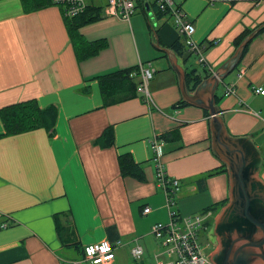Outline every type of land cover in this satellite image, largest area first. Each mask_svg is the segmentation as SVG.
Returning <instances> with one entry per match:
<instances>
[{
    "label": "crops",
    "instance_id": "obj_1",
    "mask_svg": "<svg viewBox=\"0 0 264 264\" xmlns=\"http://www.w3.org/2000/svg\"><path fill=\"white\" fill-rule=\"evenodd\" d=\"M86 3L103 9L107 0L104 5L93 0ZM182 8L195 27L194 40L206 47V67H188L195 58L187 50L179 55L170 48L177 40L184 46L183 38L171 19L154 7L145 13L155 17L150 35L160 56L139 53L135 46L134 61L122 51L109 52L107 45L78 61L60 8L50 6L25 14L20 0L0 1V109L28 100L36 101L40 108H57L52 137L44 129L6 136L0 119V264H85L83 248L102 240L121 242L111 264H129L135 245L142 248L144 256L153 239L152 225L168 221L148 144L153 134H173L162 140L164 149L172 143L168 149L172 153L165 155L163 165L166 173L179 181L174 198L192 195L201 199L210 187L217 186L216 196L193 209L198 213L189 215L212 212L206 230L211 240L220 210L208 208L227 199L228 177L223 172L206 177L223 165L211 153L208 111L182 101L175 69L157 45L172 52L188 93H193L211 76L210 70L215 72L232 55L234 41L241 34L264 23V0L213 6L204 0H184ZM112 18L121 25L127 23ZM84 27L79 32L89 42L107 38L87 39ZM123 34L130 41L131 30L123 28ZM153 56L157 61L148 88L154 105L145 103L137 89L131 99L105 105L94 78L145 66ZM191 71L193 75H189ZM240 71L243 75L238 78ZM229 84L235 86V93L225 96ZM253 88L264 90V30L249 43L235 70L214 92L228 134L246 135L260 150L259 177L264 182V95L255 94ZM108 126L114 130V145L100 148L94 142ZM124 154L142 166L144 182L121 176L118 157ZM203 177L205 182H198ZM176 198L174 209L180 215ZM144 207L151 210L147 215L142 214ZM54 216H58L57 228ZM168 258L160 256L164 261ZM140 261L143 263L142 258Z\"/></svg>",
    "mask_w": 264,
    "mask_h": 264
},
{
    "label": "water",
    "instance_id": "obj_2",
    "mask_svg": "<svg viewBox=\"0 0 264 264\" xmlns=\"http://www.w3.org/2000/svg\"><path fill=\"white\" fill-rule=\"evenodd\" d=\"M146 11L150 10L145 5ZM264 29L258 24L245 36L223 63L188 93L183 71L176 65L170 50L168 61L175 69L177 86L185 103L208 111L211 153L226 168L228 197L213 224L216 247L207 258L211 264H264V182L260 150L246 135H229L219 108L215 105V89L233 72L249 43ZM156 37V36H155Z\"/></svg>",
    "mask_w": 264,
    "mask_h": 264
},
{
    "label": "built area",
    "instance_id": "obj_3",
    "mask_svg": "<svg viewBox=\"0 0 264 264\" xmlns=\"http://www.w3.org/2000/svg\"><path fill=\"white\" fill-rule=\"evenodd\" d=\"M54 6H57L62 11V16L65 19H73L85 13L88 5L86 0H48ZM180 0L176 3L175 0H107L106 6L102 9V17H117L127 23L136 13V8L141 5L154 7L155 10L171 19V23L183 38V43L186 50L195 58L198 65L206 67L205 50L206 47L194 40L195 27L188 20ZM208 6H213L216 3L233 4L239 0H204ZM257 1V0H255ZM150 66V63H148ZM153 69L145 68L142 64L138 65L136 72H131V78H138L140 83L137 87L138 92L143 95L147 104L154 105L151 95L148 91V83L154 74ZM211 74L213 73L210 70ZM243 71H240L238 78H241ZM233 84L225 85L224 95H232L235 93ZM255 94L264 95V90L261 88H253ZM152 160L155 164V181L157 187L163 192L166 200V209L168 221L166 223H155L150 229L151 235L165 248L162 253L154 256V264H211L207 256L210 251L205 252V249L200 243V236L204 237L206 246L213 249L211 240H208V221L212 217V212L204 211L192 216L182 217L174 209V195L179 190V181L176 178L169 176L166 173L162 163L163 145L164 142L161 136L153 134L148 140ZM149 207H144L143 215L150 213ZM6 228V225H2ZM121 245L120 241L111 243L107 240H102L96 243L86 245L83 248L82 262L85 264H111L115 257V249ZM130 255L134 261H140L143 256V250L140 246L135 245L130 250ZM166 255L167 261L161 260L160 256Z\"/></svg>",
    "mask_w": 264,
    "mask_h": 264
},
{
    "label": "trees",
    "instance_id": "obj_4",
    "mask_svg": "<svg viewBox=\"0 0 264 264\" xmlns=\"http://www.w3.org/2000/svg\"><path fill=\"white\" fill-rule=\"evenodd\" d=\"M20 3L25 14L34 13L38 10L54 6L48 0H20ZM142 11L145 13L146 7L142 8ZM101 12V7L89 5L85 13L81 14L80 16H77L73 19H64L65 27L78 61H82L86 58L94 56L107 47L105 39L89 42L79 32V30L87 24L102 20ZM263 30L264 29H262L260 33ZM250 32L251 30H246L234 41L235 48ZM170 48L179 55H181L183 51H186V48L179 42V40L175 41L170 46ZM208 48L209 47H207V49ZM246 50L247 47L244 51V54ZM137 69V67L127 68L94 78L99 85L100 91L105 100V105L127 101L135 96V91L140 81L138 79V82H135V78H131L129 74L131 72H136ZM193 73L194 71H191L189 75H193ZM84 93L88 94L87 89L84 90ZM107 100L110 101L108 102ZM181 105L183 106L184 103L180 102V106ZM176 107H178V105H176ZM56 118L57 108L54 105L40 108L34 100L18 102L0 109V119L5 130L4 135L6 136L19 135L37 129H44L49 134V136L52 137L54 135ZM172 135L173 134H167L162 137L164 140H166L168 137L172 138ZM94 143L100 148L112 147L114 145L113 127L108 126ZM118 165L122 177H130L138 182L145 181V175L142 166L140 164H136L130 156L126 154L120 155L118 157ZM219 172L226 173L225 165H222L220 170L216 169L214 171L208 172L206 177L215 175ZM203 178L204 179H201L198 182H205V177ZM226 202L227 199L222 200L213 204L208 209L219 211ZM53 219L57 228L59 226L58 216H54Z\"/></svg>",
    "mask_w": 264,
    "mask_h": 264
},
{
    "label": "rangeland",
    "instance_id": "obj_5",
    "mask_svg": "<svg viewBox=\"0 0 264 264\" xmlns=\"http://www.w3.org/2000/svg\"><path fill=\"white\" fill-rule=\"evenodd\" d=\"M93 1L97 5H104L105 3V0H93ZM146 17H147V20L145 19L144 13L141 10V7L139 6L136 8V14L132 16L130 26L127 23H124L125 25L124 24L121 25L118 23L119 21L116 22L114 21L112 17H109V18L107 17L100 21L91 22L87 24L83 28V31L86 32L87 36L85 37L87 39L94 40L100 37H107L108 39L107 38H104V39L108 45V48L110 49L109 52L114 54L118 51H122V54L124 56L135 58L134 61L137 58V53H136L137 50H135V46L138 47L139 53H144L145 51L147 53L149 51L152 55L156 54V56L157 55L160 56L161 53H159L153 48L151 35H150L151 30H153L152 27H155V17L153 13L151 12H147ZM123 28H128L129 31L131 30L132 35L130 36V41H128L126 38V35L123 34ZM102 35H107V36H102ZM156 61L157 60H155L153 56L149 58V60L147 61L151 63L152 67L148 66V63L145 64V66L144 65L143 66L148 69H151V68L155 69L154 63ZM188 67L196 68V69L199 68V66L195 62V59L193 58L190 60V64L188 65ZM228 78H226V80H228ZM148 91L152 97L151 89L148 88ZM141 96L144 99L143 95ZM169 110H172L171 107ZM171 145L172 143H168L165 149L163 148V153H164V156L162 159L163 164H164L165 155L168 153H172L168 150L169 148H171ZM225 189L226 191L224 193V197L227 198L228 197L227 186L225 187ZM216 191H217V186L214 185L210 187L209 191L204 195L203 198L197 199V200L195 199V197H192V195L185 196V197H180V195H177V198L176 197L175 198L177 199L176 202L178 203L177 207L180 211V215L182 217H187L191 214L198 213L197 210H193V209L202 205V203L206 201L207 199H212V195L216 196ZM163 197H164V207H165L166 200H165L164 194H163ZM175 198H174V201H175ZM165 211H167L166 207H165ZM167 216L168 214L166 215V217ZM163 222L166 223L167 219L164 220ZM152 238L153 239L149 242V245L147 248L148 252H146V254L142 257L143 263L141 261H134L131 257L128 260L129 264H141V263L142 264H154V257H153L154 254H157L158 252L163 251L165 248L163 247L161 249L159 246V242L155 240L154 237ZM206 241L207 239L204 240V237L200 236V243L202 247L205 249V252H208V251L211 252L212 249L206 246ZM211 244L215 248L214 237L211 238Z\"/></svg>",
    "mask_w": 264,
    "mask_h": 264
}]
</instances>
